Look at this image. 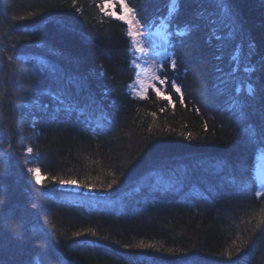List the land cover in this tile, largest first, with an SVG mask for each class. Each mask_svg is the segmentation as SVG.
Listing matches in <instances>:
<instances>
[{
    "label": "trees",
    "instance_id": "16d2710c",
    "mask_svg": "<svg viewBox=\"0 0 264 264\" xmlns=\"http://www.w3.org/2000/svg\"><path fill=\"white\" fill-rule=\"evenodd\" d=\"M104 3L0 0V264H264L253 143L264 99L260 74L244 71L264 56V0H127L140 24L166 32L162 66L183 104L159 84L163 94L133 93L132 37ZM191 19L200 31L181 36ZM161 160L179 190L149 191L172 181Z\"/></svg>",
    "mask_w": 264,
    "mask_h": 264
},
{
    "label": "snow or ice",
    "instance_id": "6c2138e0",
    "mask_svg": "<svg viewBox=\"0 0 264 264\" xmlns=\"http://www.w3.org/2000/svg\"><path fill=\"white\" fill-rule=\"evenodd\" d=\"M174 2L177 5H180V4H182L184 2V0H174ZM118 3H119V6L121 7L122 10H126L128 13H131L132 11H134L133 9L128 8V5L126 3H124V0H118ZM110 6L111 5L108 4V0H106V7H110ZM178 10H179V8H177V11ZM110 16H117V14L113 11V12L110 13ZM117 18L120 21H125L126 22L128 28H129L128 33H127V35L129 37H135L136 35H138V33L132 29V20L127 19L126 15L120 14L119 16H117ZM13 19L18 20V19H21V18L20 17H14ZM137 19L138 20H143L144 18L142 16H138ZM151 23H152L151 21L145 20L144 23L141 24V27L147 29L150 26ZM185 24L188 26L189 31L180 33L181 36L192 37V36L196 35L201 29V25L195 19L186 20ZM215 38L216 39H220V37H215ZM209 39H211V37ZM249 47L253 49V54H254V45H250ZM214 59L219 61L221 59V57L220 56H215ZM177 62L178 61L175 60V59L172 60V62H171V68L173 70H175V68L177 66ZM51 71L53 73V78L56 79L57 83H61L63 81V79H64L63 75L61 74L60 76H56V69L55 68H52ZM158 71H159V75H157L154 78V83L150 86L151 90H153L156 94L159 95L161 93V88L160 87H156V84H159L161 87H164L165 91H167L169 89V87H170L171 92L177 94L179 99H180V102L183 104V102H184V99H183L184 94H183V92L181 90L180 85L176 83L175 79L169 80V77L166 74V70H165V68L163 66H161ZM235 71H237V68H233L232 74H234ZM244 71L245 72H252L254 74L255 73H259L260 74V78L257 80V82L255 84V88H256L257 94L260 96V98L264 99V56L260 57V59L256 62V65L254 67H252L251 69L245 68ZM216 72L217 73H221V75H223L222 70L219 67L216 68ZM161 77H163V78H161ZM67 83L68 84H75V86L79 89L80 87H82V83L83 82L82 81H78L77 78L74 77V76H70L68 78ZM252 90L253 89L250 87L249 91L251 92ZM44 94L51 95L52 98L54 100L58 101V103L60 105H64V103H65V101L61 98L59 93H52V92H48L47 90H45ZM165 98L168 99V100H171V93ZM90 102L94 103V100H91ZM34 103H36L38 106H40L39 105V101H34ZM42 107L46 110L48 108V105L44 104V105H42ZM65 110L68 111V112H71V111H73V108L72 107H66ZM56 111L59 112L60 108H57ZM197 111H199V109H197ZM81 114H83L82 110H81ZM153 115H155V113H153ZM205 127H207V125H205ZM188 138H191L190 134H189ZM253 143L257 145L256 166H257V168H264V163H262V161H264V128H262L261 131H260L259 139H253ZM155 147H156V145H152V147L149 149V151H152V149H154ZM27 152L28 153H32L33 149L32 148H28ZM145 155H147V153H145ZM201 163H202L201 161H192L191 162V166L193 168L200 167ZM158 167H159V169L161 171L167 172L169 175H171L173 177V179L164 188H160L158 185L153 183L152 186L149 187V191L151 193H158L160 191L167 192V191L172 190V189L179 190L178 188H175L177 183H181L179 180H177L175 178L176 169L171 167L169 162L166 161V160H161L159 162V164H158ZM28 171L35 173V181H36L37 184H41L42 183L41 179H40V169L39 168H37V169H28ZM152 174H154V173L150 172L148 175H152ZM115 183H116V181H113L112 183L108 184L106 186V188H104V190H111ZM59 185L61 187H64V186H78V185H76L75 181H64V180L59 181ZM85 187L88 188L89 190H93L97 186L92 185V184H88V185H85ZM93 234H95V233H93ZM81 235H82V233L79 232V231L72 233L73 237H80ZM16 238L18 240H21V241L24 239V237L21 236V235H18ZM36 246L39 247L38 244ZM137 247L146 248V247H148V245L140 244V245H137ZM168 251L171 253L172 250L169 249Z\"/></svg>",
    "mask_w": 264,
    "mask_h": 264
},
{
    "label": "rangeland",
    "instance_id": "374dc122",
    "mask_svg": "<svg viewBox=\"0 0 264 264\" xmlns=\"http://www.w3.org/2000/svg\"><path fill=\"white\" fill-rule=\"evenodd\" d=\"M124 3L128 5L127 0H124ZM108 4L111 6L106 7L105 0L104 8L107 11H114L117 16H119L120 14L116 12V8L120 7L118 0H108ZM128 8L132 9L129 5ZM121 11V14L126 15L127 19L132 20V29L138 33V35L132 37L135 50L134 64L137 66V76L134 83H132L131 88L135 95L143 97L150 89V86L154 83V78L158 75L161 58L164 60L171 58L166 50L167 37L162 29L150 31L148 28H142L141 24L135 17L134 11L131 13L122 9ZM156 87H159V85L156 84ZM163 93L164 91L161 88L160 94ZM262 163H264V161H262ZM257 177L260 182V193H262L264 192V168H257ZM70 187L71 186H68V189H71Z\"/></svg>",
    "mask_w": 264,
    "mask_h": 264
},
{
    "label": "bare ground",
    "instance_id": "6f19581e",
    "mask_svg": "<svg viewBox=\"0 0 264 264\" xmlns=\"http://www.w3.org/2000/svg\"><path fill=\"white\" fill-rule=\"evenodd\" d=\"M155 175H157L158 177L156 178V180H158L159 178L160 179H164V174H163V172H159V173H154ZM149 176V175H148ZM147 176V177H148ZM170 176V175H169ZM171 180L173 179V177H169ZM175 178H177V177H175Z\"/></svg>",
    "mask_w": 264,
    "mask_h": 264
}]
</instances>
